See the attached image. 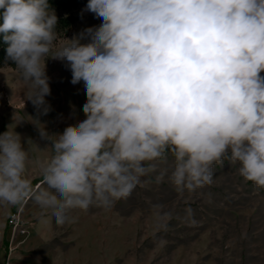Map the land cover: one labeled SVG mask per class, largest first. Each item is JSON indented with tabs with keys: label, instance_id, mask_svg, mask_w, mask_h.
I'll return each instance as SVG.
<instances>
[{
	"label": "clouds",
	"instance_id": "clouds-1",
	"mask_svg": "<svg viewBox=\"0 0 264 264\" xmlns=\"http://www.w3.org/2000/svg\"><path fill=\"white\" fill-rule=\"evenodd\" d=\"M85 11L101 24L61 39L47 0H0L23 100L38 116L51 110L48 58L65 63L87 97L85 118L62 133L35 120L52 153L34 162L44 188L26 174L20 134L0 133V204L32 200L42 224L63 227L74 210H109L153 174L181 195L196 192L225 158L264 189V0H88ZM169 153L171 168H160ZM152 207L166 231L174 211ZM180 219L197 223L191 207Z\"/></svg>",
	"mask_w": 264,
	"mask_h": 264
},
{
	"label": "rangeland",
	"instance_id": "rangeland-1",
	"mask_svg": "<svg viewBox=\"0 0 264 264\" xmlns=\"http://www.w3.org/2000/svg\"><path fill=\"white\" fill-rule=\"evenodd\" d=\"M87 2L77 11L81 18L61 39L101 24V19L85 11ZM65 68L61 61L46 60L50 89L59 90L62 97L46 99L51 110L43 116L23 100L17 69H0V133L20 134L30 157L26 174L34 187H46L43 181L37 184L42 174L34 162L45 158L48 142L29 136L31 128H37L35 120L49 121V134L55 135L85 118L83 82L73 85ZM72 88L84 96L71 98ZM172 161L169 153L160 168L170 169ZM238 167L225 158L214 166L211 185L183 195L167 177L156 183L153 174L150 183L138 186L109 210L95 206L87 212L74 210L75 223L63 227L54 218L50 225L42 224L41 209L32 200L22 206L0 204V264H264V189L245 181ZM155 204L174 211L166 231L156 229ZM187 207L193 209L194 226L180 219ZM13 208L20 211L27 233L12 242L7 219ZM47 216L51 218L50 211Z\"/></svg>",
	"mask_w": 264,
	"mask_h": 264
},
{
	"label": "trees",
	"instance_id": "trees-1",
	"mask_svg": "<svg viewBox=\"0 0 264 264\" xmlns=\"http://www.w3.org/2000/svg\"><path fill=\"white\" fill-rule=\"evenodd\" d=\"M47 2L58 18L55 30L61 37L67 36L81 18L77 11L87 0H47ZM0 23H2V20H0ZM6 48L7 44L3 40V34H0V69L15 68L14 63L7 58Z\"/></svg>",
	"mask_w": 264,
	"mask_h": 264
},
{
	"label": "crops",
	"instance_id": "crops-1",
	"mask_svg": "<svg viewBox=\"0 0 264 264\" xmlns=\"http://www.w3.org/2000/svg\"><path fill=\"white\" fill-rule=\"evenodd\" d=\"M64 71H69L70 72V76H71V71L70 70H68L67 68H65V70ZM58 74H59V72H57ZM68 73V72H67ZM71 90V89H70ZM62 94V93H61ZM60 94V91L59 90H56L55 91V89H54V91L52 92L51 91V94L49 95V96H47V97H45V99H57V98H60V97H62V95ZM71 98H74V97H79V96H81V97H83L84 95H82V94H79L78 93V89L77 88H72V90H71V93H70V95H69ZM42 125H44L45 127H46V130L48 131V132H50L51 131V124H50V122L49 121H46V120H44V122L42 123ZM30 133V135L29 136H34V137H36V138H40V136H39V132H38V129L36 128H31V130L29 131ZM41 139V138H40ZM46 146H49V142H46ZM52 153H51V148H48L47 150H45V158L44 159H46V158H48L50 155H51ZM41 178L40 179H42V180H40L39 179V181L37 182V184H40L42 181H43V176L41 175L40 176ZM34 181L32 180V183H33ZM36 184V185H37ZM14 211H16V209H14L13 208V210H11V212H14ZM10 212V213H11ZM5 225H6V221H5Z\"/></svg>",
	"mask_w": 264,
	"mask_h": 264
},
{
	"label": "built area",
	"instance_id": "built-area-1",
	"mask_svg": "<svg viewBox=\"0 0 264 264\" xmlns=\"http://www.w3.org/2000/svg\"><path fill=\"white\" fill-rule=\"evenodd\" d=\"M7 226L11 229V240L14 241L19 236L27 233L26 222L21 216L20 211L11 212L7 219Z\"/></svg>",
	"mask_w": 264,
	"mask_h": 264
}]
</instances>
